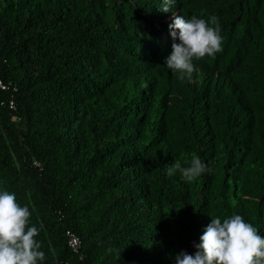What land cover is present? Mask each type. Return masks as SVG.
Instances as JSON below:
<instances>
[{
    "label": "trees",
    "instance_id": "1",
    "mask_svg": "<svg viewBox=\"0 0 264 264\" xmlns=\"http://www.w3.org/2000/svg\"><path fill=\"white\" fill-rule=\"evenodd\" d=\"M162 7L0 0V79L18 86L14 109L0 89V190L29 208L37 264H175L232 214L264 237V0ZM174 15L219 18L191 82L164 63ZM193 154L199 178L167 174Z\"/></svg>",
    "mask_w": 264,
    "mask_h": 264
},
{
    "label": "clouds",
    "instance_id": "2",
    "mask_svg": "<svg viewBox=\"0 0 264 264\" xmlns=\"http://www.w3.org/2000/svg\"><path fill=\"white\" fill-rule=\"evenodd\" d=\"M175 0H163L161 11L168 12ZM170 36L179 43L171 45L172 51L164 63L178 79L191 82L195 71L194 61L213 57L222 51L219 18L215 15L207 20L193 15L185 19L174 15L168 25ZM178 30V31H177ZM208 171L198 155L188 161L175 160L167 169L169 176L180 174L186 182H192ZM31 213L21 206L15 193L0 190V264H37L45 254L42 244L35 237L39 229L30 226ZM194 244L196 251L188 254L181 251L174 258L175 264H264V237L239 214L223 220L211 217V222Z\"/></svg>",
    "mask_w": 264,
    "mask_h": 264
},
{
    "label": "built area",
    "instance_id": "3",
    "mask_svg": "<svg viewBox=\"0 0 264 264\" xmlns=\"http://www.w3.org/2000/svg\"><path fill=\"white\" fill-rule=\"evenodd\" d=\"M0 89L10 92V97L8 101V106L11 109L15 108V93L18 90L16 83L12 81H4L0 79ZM39 166V163L34 162ZM66 235L68 237V246L72 249L73 252L79 253L80 250V239L75 232L72 230H66Z\"/></svg>",
    "mask_w": 264,
    "mask_h": 264
}]
</instances>
